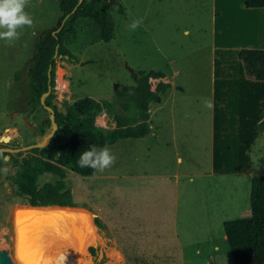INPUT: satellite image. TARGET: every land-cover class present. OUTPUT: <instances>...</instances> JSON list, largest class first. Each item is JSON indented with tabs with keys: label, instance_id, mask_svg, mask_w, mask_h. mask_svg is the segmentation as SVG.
<instances>
[{
	"label": "crops",
	"instance_id": "crops-1",
	"mask_svg": "<svg viewBox=\"0 0 264 264\" xmlns=\"http://www.w3.org/2000/svg\"><path fill=\"white\" fill-rule=\"evenodd\" d=\"M207 3L210 36L196 39L190 61L182 55L167 56L166 64L157 70L164 74L159 83L168 86L158 100L148 103L146 133L139 137L142 157L134 154L133 162L132 157L124 162L130 154L128 146L110 147L116 156L111 168L78 178L114 180L111 188L104 187V182L83 186L78 180L77 199L81 192L84 199L103 197L93 205L92 214L103 220L115 239L110 251L114 256H109L115 260L118 255V262L125 257L129 263L130 257L141 264H186L201 254L199 246L204 243L209 247L204 261L215 260L216 228L240 216V201L243 197L249 201L251 180L264 177V131L258 129L264 117V79L247 77L239 59L241 48L264 49V20L256 18L264 16V7H245L243 0ZM218 13L216 28L213 15ZM202 25L194 22L200 33ZM156 85L147 88L156 93ZM63 90L67 91L66 86ZM191 96L212 99L214 109L204 107L199 118L187 115L185 98ZM122 180L123 194L117 186ZM180 199L198 204L204 214L199 221L204 232L194 234L202 238L187 256L178 237Z\"/></svg>",
	"mask_w": 264,
	"mask_h": 264
},
{
	"label": "rangeland",
	"instance_id": "rangeland-1",
	"mask_svg": "<svg viewBox=\"0 0 264 264\" xmlns=\"http://www.w3.org/2000/svg\"><path fill=\"white\" fill-rule=\"evenodd\" d=\"M205 1L118 0L124 8V14L118 13L116 7L111 5L109 0L105 1L100 6L110 14L113 20L112 38L107 42L94 41V33L89 23L82 24L79 27L76 39L69 46L74 58L69 59L62 54L55 57L53 103L57 104L58 108L62 110L64 101L71 102L80 96H90L98 101H109L112 103L113 108H102L95 117V120L98 119L100 123L95 121V124L102 130L112 128L114 124L110 120L111 110L120 111L115 96L116 91L124 85L135 83L136 70H161L167 62V56L182 55L187 61H190L197 45L196 39L201 35L210 36L209 22L211 18L208 3L205 5ZM25 11L32 16L33 26H25L22 30H19V39L12 43L0 40V146L2 147L24 146L41 141L43 136L50 130L48 111L46 109H27L25 107V82L22 85L20 82L15 81L14 75L20 73L22 80H25L27 62L32 55L33 44L37 35L42 30L54 26L60 11L55 0H29ZM193 15H196V18H193ZM214 16H216L217 28L220 20L219 13ZM137 18H142L143 23L135 31H130L128 25ZM256 18L264 20L263 15ZM195 21L203 24L201 33L197 27H194ZM185 28L187 31L183 32ZM2 30L0 29V31ZM159 82L160 79L158 78H148L150 89H154ZM65 86L67 91L63 90ZM185 101L189 108L187 115L194 118L202 117L204 99L191 96L185 98ZM105 114L109 116L103 120L101 116ZM9 124H15V126H9ZM6 136H8V139L5 138ZM260 145H262V141ZM120 146H128L130 152V154L127 153L124 162H127L131 157V162H133L134 154H138L139 158L142 157L139 138L119 139L105 147L117 149ZM27 152L29 150L7 153L0 161V248H6L10 254L13 250L11 207L18 203H25L24 199L15 195L16 184L13 178L19 170V165H13L12 160H19ZM138 164L139 162L134 165L138 166ZM2 169H4V173H1ZM125 170L124 167L119 169L118 172L121 173ZM79 177V174L66 169L65 185L71 191L74 205L80 206L78 204H83L88 206L91 212V221L98 227L97 231L100 237L96 234V242L92 245H90L91 243L88 245L85 239L82 242L69 243V247L72 251L75 246L80 248V256L87 257L86 254H88L91 257L90 264L127 263L125 257L121 262H118V255L115 260L109 256H114L113 252L110 251L115 246V239L102 223L103 220L92 214L94 213L93 205L98 204L103 197L84 199L81 192L80 199H77L78 180L83 186H87L91 182H95L94 184L104 182V187L109 188H111L114 180L94 181L82 176L83 179L80 180ZM53 180V175L44 173L38 178V184ZM117 186L119 192L123 194L124 180L120 181ZM113 198L114 196L110 199ZM202 210L198 204H187L180 199L178 237L184 245V255L186 256L191 255L194 244L202 238L201 236H194L196 231H203V227L201 228L199 223L203 220ZM249 210L248 197H243L240 201V216L237 217L248 216ZM192 232L193 234H191ZM214 233L213 239L219 247V250L214 251L216 254L215 260L204 261L205 249L209 248L204 243L199 246L202 251L201 254L196 255L191 261H186V264H233L227 242L222 236V227H217ZM86 246L85 252L84 248ZM89 247H93V254L89 251ZM51 254L52 251L43 253L42 264H56ZM77 261L78 259H75L74 263L77 264ZM128 262L127 264H141L140 260L131 259L130 257H128ZM145 264H156V262L149 261ZM171 264H175V262Z\"/></svg>",
	"mask_w": 264,
	"mask_h": 264
},
{
	"label": "trees",
	"instance_id": "trees-1",
	"mask_svg": "<svg viewBox=\"0 0 264 264\" xmlns=\"http://www.w3.org/2000/svg\"><path fill=\"white\" fill-rule=\"evenodd\" d=\"M55 1L60 11L59 17L53 27L42 30L37 35L32 55L27 62L25 80H22L20 73H15L14 80L22 85L25 82V107H50L57 127L44 146L31 148L19 160H12L13 165H19L13 178L16 184L15 195L35 206L60 205L87 209L72 203L71 191L64 182L65 170L82 176L92 175V169L77 166L82 152L92 145L100 148L118 139L142 137L146 133L148 103L158 100L159 94L168 84L158 83L156 93H153L147 88L148 78H162L164 74L152 69L136 70L135 83L124 85L116 91L120 111L111 110L114 126L107 130H102L95 124V117L102 108H113L109 101L80 96L71 102L64 101L63 109H59L52 100L55 82L54 52L72 59L74 55L69 46L76 39L82 24L89 23L92 26L94 41L107 42L113 36L114 23L110 14L100 6L107 0H81L78 4V0ZM109 3L116 7L118 13L124 14V8L118 0H109ZM243 5L264 7V0H243ZM62 19L61 27L53 33ZM239 59L247 77L264 79V49L241 48ZM48 87L50 90L41 102L42 94ZM258 129L264 131V117L258 123ZM5 154L7 152L0 151V161ZM44 173L53 175L54 180L38 184V178ZM249 206L248 216L222 222L233 264H264V177L251 180ZM96 234L99 236L97 229ZM95 242L94 236L90 245ZM89 251L93 254V247H89Z\"/></svg>",
	"mask_w": 264,
	"mask_h": 264
},
{
	"label": "bare ground",
	"instance_id": "bare-ground-1",
	"mask_svg": "<svg viewBox=\"0 0 264 264\" xmlns=\"http://www.w3.org/2000/svg\"><path fill=\"white\" fill-rule=\"evenodd\" d=\"M11 222L13 250L10 255L15 264H42L46 251H52L56 264H75V259L77 264H90L88 254V257L80 256V248L75 246L72 251L69 247V243L85 239L89 245L96 235L88 209L18 203L11 207Z\"/></svg>",
	"mask_w": 264,
	"mask_h": 264
},
{
	"label": "clouds",
	"instance_id": "clouds-1",
	"mask_svg": "<svg viewBox=\"0 0 264 264\" xmlns=\"http://www.w3.org/2000/svg\"><path fill=\"white\" fill-rule=\"evenodd\" d=\"M29 0H0V40L12 43L19 39L20 31L25 26L32 27L34 24L30 13L25 11ZM143 23L142 18L132 20L128 25L130 31H135ZM204 107L212 110L215 103L212 99L204 102ZM116 162L115 154L108 147L97 148L92 145L88 150L82 152L77 166L79 168H89L95 173H103L111 168Z\"/></svg>",
	"mask_w": 264,
	"mask_h": 264
},
{
	"label": "water",
	"instance_id": "water-1",
	"mask_svg": "<svg viewBox=\"0 0 264 264\" xmlns=\"http://www.w3.org/2000/svg\"><path fill=\"white\" fill-rule=\"evenodd\" d=\"M81 0H78L77 4L80 2ZM63 20L61 21L59 27H57L53 33L55 31H57L62 23H63ZM57 56H60V54L56 53V51L54 52V57H57ZM147 87L149 88L150 87V83L147 84ZM50 90V87H48L47 91L44 92L42 94V97H41V102L43 101V96L47 95L48 92ZM44 109H46L48 111V118H49V122H50V130L49 132L43 136V138L41 139V141H38V142H34V143H30V144H27V145H24V146H17V147H8V146H5V147H2L0 146V151H5L7 153H16V152H19V151H27L31 148H34V147H42L44 146L47 141L49 140V138L53 135L57 125H56V122L54 120V116H53V113H52V109L50 107H47L44 105ZM108 114H105V115H102V119H106L108 118ZM96 122L100 123L98 121V119H96ZM6 139H8V136L5 137ZM4 169L1 170V173H4ZM12 225H13V222H12ZM13 229V228H12ZM0 264H15V262L13 261L12 259V256L10 255V253L8 252V250L4 247H1L0 248Z\"/></svg>",
	"mask_w": 264,
	"mask_h": 264
}]
</instances>
